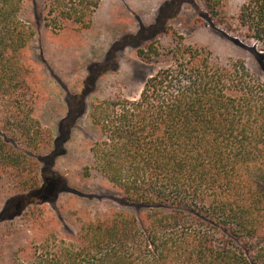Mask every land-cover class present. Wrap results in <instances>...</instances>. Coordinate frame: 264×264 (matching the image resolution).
Returning <instances> with one entry per match:
<instances>
[{
	"label": "trees",
	"instance_id": "obj_1",
	"mask_svg": "<svg viewBox=\"0 0 264 264\" xmlns=\"http://www.w3.org/2000/svg\"><path fill=\"white\" fill-rule=\"evenodd\" d=\"M100 3L45 0V25L87 27ZM22 8L0 0V178L25 193L43 186L51 132L33 116L22 52L35 31ZM237 22L264 59V0H246ZM168 32L165 53L156 41L137 50L165 63L138 98L92 106L90 168L120 193L119 207L79 220L72 240L45 238L24 264H264V83Z\"/></svg>",
	"mask_w": 264,
	"mask_h": 264
},
{
	"label": "rangeland",
	"instance_id": "obj_2",
	"mask_svg": "<svg viewBox=\"0 0 264 264\" xmlns=\"http://www.w3.org/2000/svg\"><path fill=\"white\" fill-rule=\"evenodd\" d=\"M245 1L101 0L89 26L53 31L45 25V0H23L20 16L35 31L22 52L37 98L33 116L50 130L51 143L38 160L41 188L20 193L0 178V264H24L45 238L72 240L79 220L119 207L120 193L90 168L99 137L90 114L95 103L138 98L165 66L143 60L139 48L156 41L165 53L172 28L187 44L241 62L264 83V59L255 55L263 51L237 37Z\"/></svg>",
	"mask_w": 264,
	"mask_h": 264
},
{
	"label": "water",
	"instance_id": "obj_3",
	"mask_svg": "<svg viewBox=\"0 0 264 264\" xmlns=\"http://www.w3.org/2000/svg\"><path fill=\"white\" fill-rule=\"evenodd\" d=\"M237 39V38H236Z\"/></svg>",
	"mask_w": 264,
	"mask_h": 264
}]
</instances>
